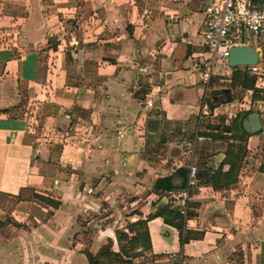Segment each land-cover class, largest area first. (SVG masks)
Returning a JSON list of instances; mask_svg holds the SVG:
<instances>
[{
  "label": "crops",
  "instance_id": "obj_1",
  "mask_svg": "<svg viewBox=\"0 0 264 264\" xmlns=\"http://www.w3.org/2000/svg\"><path fill=\"white\" fill-rule=\"evenodd\" d=\"M210 1L0 0V264H264V131L218 128L264 86L219 61L203 110Z\"/></svg>",
  "mask_w": 264,
  "mask_h": 264
},
{
  "label": "built area",
  "instance_id": "obj_2",
  "mask_svg": "<svg viewBox=\"0 0 264 264\" xmlns=\"http://www.w3.org/2000/svg\"><path fill=\"white\" fill-rule=\"evenodd\" d=\"M146 1V0H141ZM177 1V0H175ZM205 19L203 26V40L206 52L203 59H195L193 69L203 76L205 94L203 95V110L208 109L211 99V81L216 65L219 61L228 64L230 49L234 46L253 45L260 57L256 64L238 66L250 75L256 77L257 85L264 86V0H212L205 6ZM142 14L147 17L152 15V10L144 6ZM148 106H153V101H148ZM251 109L262 110L261 118L264 131V103L255 101L249 103ZM204 112L200 114L198 127L193 137L184 141L185 153L193 157L198 141L206 137L202 134ZM199 166L191 160L188 165V176L185 186L169 196L176 203L177 211L184 219L189 220L190 206L194 188L199 184Z\"/></svg>",
  "mask_w": 264,
  "mask_h": 264
},
{
  "label": "water",
  "instance_id": "obj_3",
  "mask_svg": "<svg viewBox=\"0 0 264 264\" xmlns=\"http://www.w3.org/2000/svg\"><path fill=\"white\" fill-rule=\"evenodd\" d=\"M260 54L256 51L253 45H245V46H234L230 49V55L228 59V65L230 67H238L243 65H251L256 64L259 60ZM230 92L231 89H213L211 91L212 97L216 100L218 96L222 92ZM244 128L249 133H258L262 131L263 124L261 114L258 111H254L248 115L246 119H244ZM210 170L200 169L199 174L200 176L203 174H210Z\"/></svg>",
  "mask_w": 264,
  "mask_h": 264
},
{
  "label": "trees",
  "instance_id": "obj_4",
  "mask_svg": "<svg viewBox=\"0 0 264 264\" xmlns=\"http://www.w3.org/2000/svg\"><path fill=\"white\" fill-rule=\"evenodd\" d=\"M240 69H236L234 74L237 73ZM241 71V70H240ZM240 73V76H243V74L241 72ZM253 83H254V80H253ZM233 85H235V81H233ZM212 102V105L215 104V101L213 102V100H211ZM250 112H241L237 115L236 118L233 119L231 125L229 126H226L224 124L220 125L218 128L221 132H228L230 133V138H232L233 136H236V132H240L242 137H246L248 135V133L246 132V130L244 129L243 127V120L244 118H246L248 116ZM181 171H187V175H188V169H180ZM223 174V171L222 169H218L216 171V174H215V179L214 181L216 180V178L218 176H221ZM234 181V180H233ZM186 182H187V178H186ZM185 182V183H186ZM157 182H156V186H157ZM227 184H230L227 183ZM217 186V185H216ZM172 188V185L169 186V189ZM174 210V209H173ZM175 211V210H174ZM176 212V216L179 217V229H180V232H181V243H182V246L188 241V235H187V228H186V224L184 222V219H183V223L181 221V218H180V214ZM121 239H125L128 237V235L126 233H123V232H120V236H119ZM134 238H132L133 240ZM107 255V256H110L111 257V260L108 261L107 263H105V261L103 260L104 259V256ZM113 259H120L119 255L118 254H115V253H112V252H109V251H101L98 253L97 255V260H98V264H110L112 262Z\"/></svg>",
  "mask_w": 264,
  "mask_h": 264
},
{
  "label": "rangeland",
  "instance_id": "obj_5",
  "mask_svg": "<svg viewBox=\"0 0 264 264\" xmlns=\"http://www.w3.org/2000/svg\"><path fill=\"white\" fill-rule=\"evenodd\" d=\"M263 52H264V47H263ZM263 55H264V53H263ZM264 60V59H263Z\"/></svg>",
  "mask_w": 264,
  "mask_h": 264
}]
</instances>
